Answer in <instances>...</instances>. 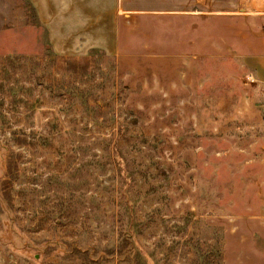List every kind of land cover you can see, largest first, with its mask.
<instances>
[{
  "label": "rangeland",
  "instance_id": "374dc122",
  "mask_svg": "<svg viewBox=\"0 0 264 264\" xmlns=\"http://www.w3.org/2000/svg\"><path fill=\"white\" fill-rule=\"evenodd\" d=\"M51 1L0 0V264H264V0Z\"/></svg>",
  "mask_w": 264,
  "mask_h": 264
},
{
  "label": "crops",
  "instance_id": "0c3cea01",
  "mask_svg": "<svg viewBox=\"0 0 264 264\" xmlns=\"http://www.w3.org/2000/svg\"><path fill=\"white\" fill-rule=\"evenodd\" d=\"M35 5H36V8L38 10V13H39V16L41 17L42 19V22L46 23V24H49L51 23V19H52V16L54 15H59V16H63L64 15L62 13H59V14H56L54 13V5H53V2L51 0H33ZM95 1V4L93 6L94 8V15L93 16H90V23L91 24H111L112 23V18H114V15H113V8L115 9L116 7L117 8H120V6L122 7V4H123V0H109V2L107 4H103L101 3L100 0H94ZM47 9H52L53 10V15H50L47 13ZM90 10L87 8H83L82 10V13H87L89 12ZM115 11V10H114ZM72 17V15H71ZM76 17V18H75ZM75 20L74 22L75 23H78L79 22V18L80 17H77V16H74L73 17ZM80 23V22H79ZM262 71H264V67H262L261 69ZM261 79L264 80V77L261 75Z\"/></svg>",
  "mask_w": 264,
  "mask_h": 264
}]
</instances>
